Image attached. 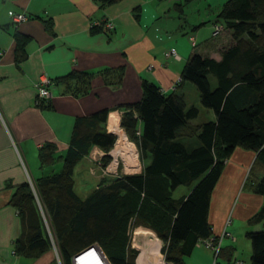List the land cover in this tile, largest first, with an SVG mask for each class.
Listing matches in <instances>:
<instances>
[{
  "label": "trees",
  "instance_id": "16d2710c",
  "mask_svg": "<svg viewBox=\"0 0 264 264\" xmlns=\"http://www.w3.org/2000/svg\"><path fill=\"white\" fill-rule=\"evenodd\" d=\"M93 1L104 7L120 0ZM212 26L227 31L234 43L221 52L219 61L191 53L179 82L193 85L199 105L210 110L215 120L191 126L188 122L197 116L195 107L185 108L173 91L162 93L152 82L142 80L140 99L122 107L118 124L136 146L140 162L149 160L148 164L137 174L132 173L138 168H129L131 173L126 169L107 184L101 180L79 199L73 192L75 165L92 148L104 153L101 164L106 165L115 137L104 128L106 110L76 119L65 149L45 143L37 150L41 166L59 161L60 170L33 180V190L22 184L12 192L9 204L27 225L13 253L33 258L53 244L59 263L72 264L74 255L95 244L109 264H134L135 252L127 246L126 232L143 226L162 242L165 262L184 264L196 243L212 236L207 222L209 197L224 162L236 148L255 153L247 175L262 169L251 191L264 197V0H226ZM13 39L15 59L22 60L27 38L15 33ZM78 77L89 75L74 72L63 80ZM119 77L117 73L110 84ZM184 137H195L198 146L186 150L178 141ZM181 186L188 189L187 194L172 199L171 193ZM43 214L49 232L42 224ZM263 222L264 203L247 223ZM245 238L250 247L248 264H264V227L247 232ZM231 251L220 246L216 262L219 256L229 261Z\"/></svg>",
  "mask_w": 264,
  "mask_h": 264
},
{
  "label": "crops",
  "instance_id": "0c3cea01",
  "mask_svg": "<svg viewBox=\"0 0 264 264\" xmlns=\"http://www.w3.org/2000/svg\"><path fill=\"white\" fill-rule=\"evenodd\" d=\"M163 1L120 0L102 7L93 0H0V264H58L51 247L33 258L12 254L16 239L23 235L27 225L25 217L20 216L9 201L19 185L28 184L33 190V180L53 173L54 164H39L37 150L45 143L65 149L76 119L106 110V130L108 118L115 116L118 122L122 107L140 99L141 81L148 80L162 93L173 91L180 96L185 108L197 109L196 118L188 122L191 126L215 120L210 110L199 105L193 85L179 82L171 89L191 53L219 61L221 52L234 43L227 31L213 34L212 30L215 15L226 0H196L210 11L211 18H197L194 23H188L182 5L178 7L188 0ZM8 11L23 13L25 20L12 24L6 14ZM168 18H175L172 32V27L166 25ZM106 23L112 28L106 29ZM201 32L208 33V37L198 44ZM15 33L27 38L22 60L15 59ZM188 35L196 37L194 49L188 47L190 44L185 40ZM169 49L176 52L179 61L164 59L163 52ZM74 72L89 77L63 80ZM117 73H120L118 82L110 84L114 83ZM40 76L50 82V97L37 106L35 83ZM209 84L214 86L212 78ZM75 91L80 92L73 94ZM178 141L186 150L198 146L195 137ZM254 158L253 152L234 149L224 162L209 197L207 222L211 234L216 236L224 228L234 237L233 242H221L222 248L232 249L229 261L222 259L224 264L238 260L234 257L235 244L240 238L245 239L250 228L257 231L262 228V223H247L264 203L263 196L251 191L262 169L252 176L247 175ZM148 162L142 161V167ZM87 167L88 156L73 169V192L79 199L85 198L99 184L94 180L93 188L88 191L84 189L86 182L81 181L78 191L83 196L78 195L73 176L84 173ZM227 219L230 222L225 225ZM196 249L194 247L188 257ZM202 255L205 264H210V253Z\"/></svg>",
  "mask_w": 264,
  "mask_h": 264
},
{
  "label": "rangeland",
  "instance_id": "374dc122",
  "mask_svg": "<svg viewBox=\"0 0 264 264\" xmlns=\"http://www.w3.org/2000/svg\"><path fill=\"white\" fill-rule=\"evenodd\" d=\"M164 1H166V0H164ZM164 1H163V3H164ZM168 1H172V0H168ZM196 2H197L196 0H193L190 3V0H188L186 2V4H184V5H183V2H181L182 3L181 4L182 5V8L184 10V17L188 20V23L197 22L196 21L197 18H198V20H203V18H207V17L211 18V15H209L210 14V11L206 10L205 6H203L202 4L199 5V3H196ZM162 6H163V8H165V4H162ZM169 7H172V2H169ZM212 11H214V10L212 9ZM175 18H168V20H166V23H167L166 25L168 27H172V25H174L173 23L175 21ZM180 20H182V19H180ZM177 22H178V20H177ZM179 25H180V23H179ZM172 31H174L173 27L171 28V31L170 32H172ZM223 32H224V30H223ZM204 33L205 32H201V34L199 35L200 40L197 39V43L198 44L199 43H202L203 40H205V38L208 37V33H206V34H204ZM185 40L188 42L187 37H186ZM194 40L196 41V37H194ZM188 45H189V42H188ZM188 47L190 48V45ZM189 99H190V97H189ZM117 124H118V122H117ZM118 126H119V124H118ZM133 146L135 148L136 157H137V149H136V146L134 144H133ZM100 153H103V152L100 151V150H98V149L92 148L90 150L89 154L87 155L88 156V167L85 169L86 171H84V173H80V174L76 173L73 176V179L76 182V191H77V193H78L79 196H83L82 193H80V191H78V189H80V187L78 186V184L81 181L83 182V180L86 182L85 185H84V189L86 190L88 188L87 189L88 191L91 188H93V184H94L93 182H94V180L95 181H98V183H100L101 180L106 181V183L108 181H111L112 180L110 177L103 176L102 173H101V171H100V167H98L96 165V161L97 160L100 163L102 162L101 161V158L104 155L98 157V154H100ZM106 155H107V153H106ZM91 157H94L95 160H92ZM98 158H100V159H98ZM118 161L120 163V167L117 169V171H118V173H120V172L121 173H124L123 170H122L121 161L120 160H118ZM137 162H138V170L136 172L132 173V174H137L142 169L141 168L142 167V162L140 163V160L138 159V157H137ZM58 163H59V161H55L53 168H51V170L53 171V173L54 172H58L60 170V168H61L59 166L60 163L59 164ZM132 170L133 169H128L127 172L128 173H131ZM246 181L247 180L245 179V183H246ZM187 191H188V189L186 187H182V186L181 187H178L177 189H175L171 193V198L172 199H177L180 196H182V194H186ZM41 221H42V224L44 223L43 225L46 226L45 231L46 232L47 231L49 232L48 226H47V222H46L47 220H46V217L44 216V214H43V216L41 215ZM139 228L144 229V230H148L159 241V243H158V249L156 251H153V250L145 251L144 250V247H143L144 245H142V242H140L138 239H136L134 237V235H133L134 232L137 229H139ZM249 230L251 232H256L257 231L256 229H253V228H250ZM126 237H127L126 238V243H127L128 248L132 249L135 252L134 260H133L134 261V264H141V262H143V261H146V264H153L155 262V259L156 260H161L162 261L161 264H169V263H167V262L164 261L163 256L160 253V249L162 248V242L157 238V236L155 235V233L151 229L146 228V227H143V226L134 227L132 229H128L127 230ZM225 240H227V239H225ZM134 242H136V243L134 244ZM243 243H244L245 246H243ZM95 246H97V245H95ZM235 247L237 249H236V254H235L236 256H234V257H236V259L238 258V260H240L242 264H248V259H249V255H250V247H249L248 240H246V238L244 239V237L240 238V240L235 244ZM51 248H52V245H51ZM98 249L101 252V254L103 255V257H105V255L103 254V252L101 251V249L99 247H98ZM207 252L210 253V261H211V259H212L211 252L209 250L203 248L202 246H200V247H197V249L193 252V254H192L191 257L184 258V264H192V263H194V264H205V260H204V257L202 255V253H207ZM136 257H137V260L135 261ZM157 257H158V259H157ZM220 263H223V262H222V257L219 256V257H217V264H220Z\"/></svg>",
  "mask_w": 264,
  "mask_h": 264
},
{
  "label": "built area",
  "instance_id": "2783aa9c",
  "mask_svg": "<svg viewBox=\"0 0 264 264\" xmlns=\"http://www.w3.org/2000/svg\"><path fill=\"white\" fill-rule=\"evenodd\" d=\"M6 14H7V17L9 18V20L11 21L12 24H18V23L25 20V15L23 13H14L12 11H8ZM105 28L111 29L112 25L109 23H106ZM212 30H213V34H217V33L221 32L222 28L219 26H213ZM187 39H188V42H189L191 48H194L195 47V40H194L193 36L188 35ZM163 57L167 61H175V62L179 61V56L176 54V52L173 49H169V50L164 51ZM149 69H150V66L147 68V70H149ZM178 83H179V79L175 80L171 90H174V88L176 87V85ZM49 85H50V82L46 77H43V76L39 77L38 81L35 83V92H36L35 93V99H34L35 105L41 106L44 101L49 99V97H50ZM102 155H104V153L98 154V157H100ZM107 155L109 156L110 160L106 165H102L98 160L96 161V165L98 167H100V171H101L103 176L110 177V178H118L121 175L117 171V169L120 167V163L118 161L119 159L115 160L111 156L110 152H108ZM91 159L95 160L94 157H91ZM98 159H100V158H98ZM121 165H122V163H121ZM228 224H229V219H227L225 222V225H228ZM225 239L229 240L230 242L234 241V237L230 233L226 232L225 229L223 228L222 231L218 235H216V236L212 235L211 237H208L206 239L198 241L196 243V247L202 246L203 248L209 250L212 253L211 264H217L215 257L218 254V251H219L220 246H221V242ZM51 245H52L53 251L55 253V257L57 259V262H58V264H60L58 256L56 254L55 247L53 244H51ZM12 254H13V252H12ZM233 263L234 264H241V261L240 260H234Z\"/></svg>",
  "mask_w": 264,
  "mask_h": 264
},
{
  "label": "bare ground",
  "instance_id": "6f19581e",
  "mask_svg": "<svg viewBox=\"0 0 264 264\" xmlns=\"http://www.w3.org/2000/svg\"><path fill=\"white\" fill-rule=\"evenodd\" d=\"M106 130H108V133L115 136V143L110 151V154L115 160L119 159L121 161L123 172H125L126 169H129V167L138 168L135 148L132 143L127 141L123 131L117 124L115 116H110L108 118ZM133 235L136 239L142 242L145 251H156L158 249L159 241L148 230L139 228ZM135 243L136 242H134V244ZM75 257H77V259H75L74 264H104L102 255L97 249H85L78 253ZM161 263V260L155 259L153 264ZM141 264H146V261L141 262Z\"/></svg>",
  "mask_w": 264,
  "mask_h": 264
},
{
  "label": "water",
  "instance_id": "95a60500",
  "mask_svg": "<svg viewBox=\"0 0 264 264\" xmlns=\"http://www.w3.org/2000/svg\"><path fill=\"white\" fill-rule=\"evenodd\" d=\"M262 227H264V222L262 223ZM88 248H90V250L91 249H97L98 251H99V249H98V247L97 246H95V245H91V246H89V247H87L86 249H88ZM85 250V249H84ZM83 251V250H82ZM81 252V251H80ZM79 252V253H80ZM100 252V251H99ZM78 254V253H77ZM76 254V255H77ZM100 254H101V252H100ZM76 255H74L72 258H71V262H72V264H74V262H75V259H77V257H75ZM102 255V254H101ZM102 260H103V262H104V264H109V262L107 261V259L105 258V257H103V255H102Z\"/></svg>",
  "mask_w": 264,
  "mask_h": 264
}]
</instances>
